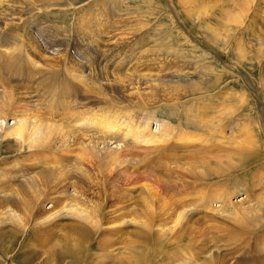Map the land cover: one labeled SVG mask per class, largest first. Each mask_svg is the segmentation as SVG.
<instances>
[{
  "label": "bare ground",
  "instance_id": "obj_1",
  "mask_svg": "<svg viewBox=\"0 0 264 264\" xmlns=\"http://www.w3.org/2000/svg\"><path fill=\"white\" fill-rule=\"evenodd\" d=\"M60 1L0 0V252L8 257L14 238L25 231L29 240L34 238L45 245L40 237H52L53 229L63 226L67 230L64 239L70 233L77 236L75 252L68 255L72 263L78 264L90 244L109 253L114 242L107 237L124 232L128 226L131 239L126 240V257L118 259L120 264L152 262L162 255L161 248L172 245L168 236L179 242L175 260L180 262L176 264H230L223 260L220 249L204 245L199 235L191 236L189 216L202 209L224 220L233 219L239 235L245 238H252L264 225V216H249L241 203L228 201L224 189L212 187L214 182L207 183L209 176L221 174V167L214 170L205 166L207 159L189 149L188 144L198 136L183 128L181 119L172 123L157 118L155 109L171 105V96L154 93L140 73L117 71L133 65L120 60L125 54L117 59L116 53L107 59L89 56L76 24L68 31L72 41L61 26L42 46L33 42V28L39 26L42 34L46 24L41 13ZM30 17H37L32 26ZM112 29L103 45L110 44L107 48L116 52L125 41ZM80 42L82 51L75 45ZM73 48L82 54H70ZM251 128L245 126L249 144L264 145L262 134ZM152 152L154 155H150ZM148 155L151 164L153 158L159 159L152 167L145 160ZM229 155H214L216 164H227L221 157ZM140 163L165 177L170 190L160 176H142ZM118 176L124 184L114 189ZM194 184L196 191L188 189ZM207 193L220 204L212 206L204 200ZM45 198L47 207L42 206ZM94 236L97 240H91ZM255 236L257 249L247 253L249 261L244 264H264V242L261 234ZM60 253L66 256L70 251L66 246ZM165 253L164 264H175L167 260L169 254ZM27 259L25 256L23 261L12 262L26 264ZM93 259L89 264L101 262Z\"/></svg>",
  "mask_w": 264,
  "mask_h": 264
},
{
  "label": "rangeland",
  "instance_id": "obj_2",
  "mask_svg": "<svg viewBox=\"0 0 264 264\" xmlns=\"http://www.w3.org/2000/svg\"><path fill=\"white\" fill-rule=\"evenodd\" d=\"M60 3L41 13L40 16L46 24L42 34L38 30L39 26L33 28V42L36 41L42 46L43 41L50 40L52 33L62 27L68 33V38H71L72 34L68 31L71 25L76 24L77 34L84 40L89 56H98L97 59L110 58L116 53L114 58L117 59L125 54L120 60L129 62L128 64L132 62L133 65L116 70L140 73L149 81L150 90L154 93L171 96V105H161L164 107L155 109L157 118H167L172 123H177L178 118L181 119V126L192 130L198 136L188 144L189 149L195 150L196 156L207 159L205 166L214 170L221 167V174L209 176L207 183L210 185L214 182L212 187L224 189L228 193V201L241 203L240 206L246 207L244 210L249 216H264V145L259 142L249 144L245 130L246 125L250 126L264 137V0H61ZM30 6L32 5H28ZM35 18L37 17L29 18V26L34 24ZM110 29L116 30L115 33L121 36V41H125L121 44L122 49L118 48L119 51L109 50L111 45L108 43V48L103 45L109 39ZM88 41H91L89 47ZM75 45L81 51L84 48L81 42ZM75 51L73 48L70 54H82L78 51L74 53ZM41 53L43 52L39 53L40 57ZM193 110L197 113L192 114ZM154 152L150 155H154ZM224 152L230 154L221 157V161L225 160L227 164H216L214 155ZM150 155L145 160L152 167L159 159L153 158L155 161L151 164ZM188 155L193 157L189 153ZM139 165V169L143 166L140 172L146 179L160 176L150 167L147 168L142 163ZM162 177L158 178L166 187H170V183L165 182L166 178ZM122 180L124 179L119 176L115 179L114 189L120 187L121 182L124 184ZM196 186H188V189L196 191ZM169 187L167 188L170 190ZM179 190L180 188L175 191ZM205 197L204 200L212 206L220 204L219 201L209 198L208 193ZM42 206H48L47 198L43 200ZM14 209L22 213L17 210L18 207ZM187 224L191 225V236L197 238L199 235L198 240L203 239L204 245L220 249L223 260L230 264L234 261L235 264L249 261L247 253L257 249L256 234H261L264 242V225L258 228L252 238H245L244 235H239L236 221L224 220L213 216V212L205 213L202 209L193 212ZM6 228L12 229L10 225H6ZM55 229L52 237H45L46 234L40 237L41 240L44 239L45 245L34 238L29 240L26 231L16 237L13 234L14 247L9 250L8 257L0 252L1 263L14 264L12 261H23L26 256L29 262L26 264H77L72 263L69 257L75 252L73 243L77 236L70 233L64 239L67 230L63 226ZM129 229L131 228L126 226L124 232L106 236L114 242L109 253L97 248L95 244H90L84 252L85 256L82 254V263L78 264H89L92 257L93 261H101V264H120L118 259L126 257L123 253L125 246H128L126 240L131 239ZM97 238L94 236L91 240ZM168 238L172 245L166 249L161 248L162 255L155 256L151 264H164L167 255L165 251L169 254L167 260L175 264L180 262L175 260L178 258L179 242L174 236L166 239ZM183 245L186 243L181 244ZM66 246L70 253L63 256L60 252ZM22 248L23 251L19 250ZM181 249L187 252L183 247ZM9 255L12 257L9 258ZM50 255L52 257L49 258ZM258 264L262 263L259 261Z\"/></svg>",
  "mask_w": 264,
  "mask_h": 264
}]
</instances>
